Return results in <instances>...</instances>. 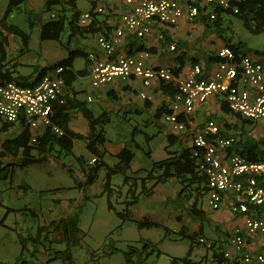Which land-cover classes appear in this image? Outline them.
<instances>
[{
  "label": "crops",
  "instance_id": "obj_1",
  "mask_svg": "<svg viewBox=\"0 0 264 264\" xmlns=\"http://www.w3.org/2000/svg\"><path fill=\"white\" fill-rule=\"evenodd\" d=\"M79 1L80 0H78L76 3L77 10L79 11V13L92 11L97 7H103L106 11L105 14H102L97 18V22L94 27V32L80 34L77 37V41L70 44L67 48L64 45L55 41H42L43 43L48 42L52 44H45V50H41L45 56L44 59L46 60V64L44 66L38 65V67H35L34 69L28 68L33 66H31V64L22 63L20 58L23 54H27L30 51V43L28 44L27 52L22 53L21 50H19L20 38L11 35L8 37L9 42L6 48L7 56L3 65L4 71L9 70L12 73L11 78H13L14 80L11 79L10 81L17 82V80H21L22 83L25 82V84L21 85L29 86L37 83L44 76H41L40 74L42 70L50 69V67H52L53 65L67 59L69 51H79L83 53L84 56L76 58L71 67L65 68L67 71H70L73 74L81 73L80 76H78L72 84L66 85L65 101L67 103L66 113L68 115L67 127L75 133L84 136L89 135L90 123L84 117L82 111L77 108L79 104H82L83 107L91 113L94 119L98 120L96 128L99 130L98 127L101 126L100 130L104 132L105 137L107 138V142L105 143L102 149L103 151H105L103 162L106 165H108L109 167L118 166L120 162L118 159V155L126 148L124 144H120L117 142H114V145H112L106 133V127L112 123V117L120 115L122 113L124 122H129L127 121L129 116L132 119H135V121L131 122L135 126V129L132 133V135L134 136L132 141L137 149H141V146L135 141V137L139 133H144V137L147 143L150 142L149 140L157 137V135L165 134V136L167 137L168 145L171 146V148H166L165 150L168 154V157L170 153H175L179 155L183 150L191 149L193 137L200 133L203 130L205 124L210 120H221L215 121L220 124L222 129H225L228 125H231V123L237 124L238 122H241L240 119H243L241 116L236 115L232 112L230 114L223 112L221 107L222 104L219 100V97L213 96L210 97L205 103L197 105L192 115H186L184 113L183 107H181L179 111L180 120L187 124V131L183 133H174L170 126L164 122V116L172 113L171 108L175 94L172 97L170 96V93L172 91L176 92L174 85H168L161 83L158 80H154L152 81L150 87H145L143 81L137 78H132L131 80L125 82L117 79L108 85L97 88V92H99V100L102 103V108L104 111L102 115L96 117L95 114L89 108H87L85 102L81 100L80 96L81 93L84 92V90L81 89V85H79V83L82 79L90 76V65L86 57L89 52H97L99 54H102L97 44L98 38L102 35L106 37H113L115 31L122 27L121 16L126 13L129 8L124 6L122 0H106L105 5L100 2L101 0H86L90 3V7L88 9L81 8L79 6ZM177 1L180 2L183 6H185L189 2V0ZM54 8H58V6H55ZM206 11L207 9H201L199 17L194 21H191L187 17H185L179 22L177 26L171 28L165 27L155 21L152 25V31L150 32V34L146 35L142 39H138L134 34L127 33L122 39L117 49L118 51H125L131 55H135L139 52H147L149 53V58L146 60V64L148 67L154 69H170L175 75L185 74L189 72L195 65H200L205 73L212 74L217 69L218 63L220 62L219 58L217 57L218 52L223 47H226L228 44L237 45L239 43H242V45L246 47L244 49H241L242 52L244 51V54L246 55L245 57H248L255 62L264 64V56H261L256 52H252V50H247L250 48H248V44L245 38H240L239 41L233 39L234 37H232V35H235V33L229 32L230 30L227 28L226 25L228 20H231V18L229 17L230 15H228L227 12L223 11L216 13V20L218 19L219 23V26H217L216 20H210L209 14ZM242 25L245 31H249L253 36L261 35L255 34L254 32L250 31L245 27L243 23ZM233 30L235 31V29ZM66 35H64V42L67 41L65 40ZM229 35L230 37H232V39L229 38ZM160 36H163V38H160ZM13 40H15V43H13ZM15 45H17V47ZM172 45H175V51H171L170 47ZM79 59L84 60L83 68L75 67L76 62ZM23 66L27 67L28 70L23 69ZM55 71L56 69L50 70L46 72L45 75ZM142 93H145L148 97H151V99L148 100L142 98ZM88 97H91V95H89ZM88 97L87 101H90L88 100ZM94 100L95 98L92 97L91 101ZM160 110L162 112L159 116L158 114ZM79 113L83 114V117L87 120L89 124V132L87 134H83L77 130H74L71 127L72 119L75 117V115H78ZM237 116H239L240 118ZM225 119L233 120L228 122ZM249 122L252 124L247 126L245 125V129H247L249 135H251L257 140L263 139L264 121L260 120L257 122ZM255 125H257V128L250 133V128ZM167 126H169V128ZM26 128L27 126L25 125L24 116H22L17 123L12 125L6 123L0 118V151L1 146L6 140H12L20 137L26 130ZM140 128H142L143 130H139ZM46 129L48 128H46L40 122L37 129H29L31 138L33 136H42L45 133ZM149 129H154V135H148L149 132L147 131ZM227 131L231 136L235 135L236 137H239L238 131H230L227 129L223 130V132ZM115 132L116 131H114L113 133ZM76 142L74 143V147ZM130 149L134 154V158L126 171V175L133 178L144 177L145 173L150 171L149 169L141 168L140 170H137L136 172H140V174L138 175L135 174L136 172L132 173L131 169L136 158V154L134 153L132 148ZM144 153L148 156V158H151L150 150L148 152L145 151ZM74 158L75 161L79 164L80 168L87 170V165L90 164L89 160H86L83 156L77 155H75ZM107 158H109L111 161L108 162ZM12 161L16 165L18 159ZM4 162L12 163L11 160H9L8 158L5 159ZM89 172L87 171V175ZM119 175L123 177L124 181V175L122 173L113 176L111 179L110 193L111 196L115 195L118 201L123 204L127 196L128 187L123 186V181L119 182L118 184L114 183L115 177ZM167 186L168 187H164L163 189L159 188L158 193L160 194V196L159 198L157 197L156 200L153 199L155 194L151 198H143L142 200L144 201V203L147 204L144 207L142 219L144 220L150 218V221H153L159 225L158 227L148 229H163L166 234L165 236H169L170 233H177L183 237V240L188 239L189 246L187 249L184 250L182 254L183 256H172L171 263L173 259L188 258L193 263L218 264L217 256L220 253H225L230 249L229 240L232 232L236 228L243 229L244 227L245 217L235 216L231 212V204L233 201H235L236 196L232 193L227 194L224 198L222 209H220L219 211L206 210L203 206L202 210L205 211L208 216V219L204 222H199L189 217L186 212V210L190 208L189 206L192 202H190L189 204L184 203L182 206L178 207H174L168 204L171 203V201L176 200L179 193L182 191L183 186L180 184V182L176 179H172L168 182ZM157 189L158 187L156 188L155 193ZM74 202L75 199H70L68 203H64V206L70 207L74 205ZM139 203L132 209L140 205ZM53 204L54 206L52 205V203L50 204V206L54 207V211L57 209L60 210V207L63 208L62 202L59 199L54 200ZM1 206L2 218L0 219V221L4 222L3 226H0V248L1 246H3V248L0 249L1 261L15 262L18 259L20 252L22 253V243H25V240L20 237L19 233V230H21L22 227L27 230H33L35 229L34 227H49L50 225L57 223V220H53L51 216L50 218L48 217V215L51 214L53 211V209L48 208V206H46L45 208H35L32 206L23 208L27 210V214H29L33 218L37 219V217L40 216L38 218L39 224H37L36 226H34L29 217L21 218L19 220L16 219V212H11L12 210L10 209L12 208L6 206L3 202L1 203ZM131 215L132 221H134L132 223H134L135 225L139 221H142L133 217V211L131 212ZM171 221L178 222L181 225L180 229L171 230L168 227ZM127 226V222H122L121 225L117 227V233H115L114 235L115 238L111 239L110 241L111 245L114 241H124L123 237L124 235H126V230L128 232H131V230L127 229ZM136 227L139 231H143V229H139L138 226ZM61 229H63V227H61ZM189 237H191V240L189 239ZM199 237H204L209 243L214 245V248L208 249L206 246L199 244L197 242V239ZM137 242H140V240H137ZM159 242L163 243L161 239L159 240ZM149 244L157 245L151 241H149ZM80 245L81 243L78 242L77 246ZM6 249H12V254L9 257L5 256ZM260 249L261 241L259 237L247 238L246 250L248 251V253L255 254L259 252ZM160 252V255L166 253L162 251ZM69 253L72 256L71 261L73 262V249L70 250ZM114 254H117V252L115 249H112L108 256H113ZM160 255L158 256L160 257ZM220 259L223 261V264H244L242 258L236 256L235 254H233V258L231 260L225 259L224 257H220ZM71 261L70 263H72ZM130 262L127 261V264H129Z\"/></svg>",
  "mask_w": 264,
  "mask_h": 264
},
{
  "label": "built area",
  "instance_id": "obj_2",
  "mask_svg": "<svg viewBox=\"0 0 264 264\" xmlns=\"http://www.w3.org/2000/svg\"><path fill=\"white\" fill-rule=\"evenodd\" d=\"M122 1L129 8L121 16L122 27L115 31L113 37L102 35L98 38L97 44L102 54H87L92 88H100L117 79L125 82L132 78L141 79L145 87H150L154 80L173 84L176 92L172 113L164 116V122L174 133L187 131V124L180 120L181 107L186 115H192L197 105L213 96H218L232 113L245 120L264 121L263 63L248 57L238 60L233 50L226 46L218 52L220 62L212 74L205 73L200 65H195L189 72L175 75L170 69L148 67L147 52L131 55L117 49L127 33L134 34L138 39L150 34L155 21L171 28L185 17L194 21L201 9H207L212 21L216 20V9L232 10L237 14L239 9L231 4L234 0H189L185 6L177 0ZM105 13L103 7L80 13L77 26L91 28L97 18ZM51 18L56 19V14H52ZM170 49L175 51V45ZM62 72L63 69L58 68L29 86L4 80L0 75V118L8 124H15L24 116L28 129H37L41 122L46 128H52L62 135L63 131L53 123L55 107L66 104V83ZM141 96L151 99L145 93ZM88 100L91 101L92 97H88ZM223 130L217 121L210 120L192 140L191 149L197 171L206 180V201L212 211H219L227 194L236 196L231 204V212L235 216L245 217L244 227L232 232L230 249L224 253V258L231 260L235 254L242 258L244 264H264V217L254 214L255 207L264 205V161L254 162L242 155L229 153L228 149L237 142L238 137H224L221 134ZM31 142L36 144L37 136H33ZM96 161V158H92L90 164L95 165ZM253 237H259L261 241V249L255 254L246 250L247 238ZM197 242L208 249L213 246L204 237H199Z\"/></svg>",
  "mask_w": 264,
  "mask_h": 264
},
{
  "label": "rangeland",
  "instance_id": "obj_3",
  "mask_svg": "<svg viewBox=\"0 0 264 264\" xmlns=\"http://www.w3.org/2000/svg\"><path fill=\"white\" fill-rule=\"evenodd\" d=\"M9 1L10 0H0V21L4 17ZM105 1L106 0H101L100 2L105 5ZM45 4L46 0H26L9 19L10 24L19 27L30 37V51L20 57L22 63L31 64V66H33L28 68L34 69L38 67V65L44 66L46 60L41 50H45V44H52L42 42L40 38L41 28L42 24L51 19L52 14L59 12L60 8H53L52 11L48 12ZM79 6L88 9L90 3L86 0H80ZM30 13L38 15L39 18L33 16V18L30 19L28 17ZM229 17L231 20H228L226 25L230 30H228L229 32L235 33V35H232L234 40L239 41L240 38H245L248 48H250L252 52L264 51V34L253 36L249 31H245L239 19L234 16ZM30 23H32L33 27H30ZM233 29H235V31ZM232 37L229 35V38L232 39ZM65 40H67V35L65 36ZM13 43H15V40H13ZM19 43L20 50L22 47L21 40ZM15 46L17 47V45ZM75 67L83 68L84 60L79 59ZM22 68L28 70L27 67L23 66ZM79 85H81V89L84 90L80 96L87 108H89L96 117L102 115L104 110L99 100V92H97L98 89H93L91 87V77L89 76L82 79ZM89 95L94 97L95 100L87 101ZM123 119V113L112 117V123L106 127L109 141L112 145H114V142H117L132 148L136 154L131 169L132 173L141 168L151 171L153 168L152 165H154L153 162L155 163V161L163 160L168 157L165 150L166 148H171V146L168 145L167 137L165 134H160L147 143L144 133H139L135 137V141L141 146V149H137L132 142L134 137L132 133L135 126L131 122L135 121V119H132L130 116L127 119L129 122H124ZM225 120L229 122L233 119ZM235 125L240 126L241 124L240 122L237 124L231 123V126ZM71 127L83 134L89 132V124L82 113L75 115L72 119ZM167 127L169 128V126ZM98 128V131H100L101 126ZM256 128L257 125L251 127L249 130L250 133ZM139 130L143 129L140 128ZM114 131L116 132L113 133ZM147 132H149L148 135L150 136H152V134L154 135V129H149ZM149 150L151 151V158H148L144 153ZM75 155L83 156L86 160H89V162L93 158L91 153L87 150L86 142L77 141L72 154L65 155L56 148L52 155L48 157V160L43 164H35L26 168H21L17 164L19 162L18 160L16 166H14L12 178L6 182L0 183V219L2 218L1 203L3 202L6 206L12 208L10 209L12 210L11 212H16V219L19 220L29 217L34 226L39 224L38 218L40 216H38L37 219L33 218L27 214V210L23 208L28 206L45 208L48 206V208L53 209L48 217L50 218L51 216L53 220H57V223L53 224L48 238H46L47 235L44 233L38 243L32 242L31 239L37 237L39 228L34 227L35 229L33 230H27L22 227L19 233L20 237L25 240V249L22 253L20 252L15 262L0 260V264H49L50 261L51 264H65L64 251L67 249V243L64 242V237L72 233L77 234V238L80 239L81 245L69 247V250L73 249L74 255V261L72 263L69 262V264H127L126 254L130 253L132 248H136L138 252L135 253L129 264H171L172 256H183L184 250L189 246L188 239L183 240V237L177 233H170L169 236H165V231L157 228H144L143 231H139L136 227L138 225L132 223L134 221H123L119 218L117 213H123L126 209L125 205L118 201L115 195L111 196V201L115 210H109V191H105L107 170L105 168L101 169L95 183L87 187L85 186L87 171L89 172L94 165H87V170L80 168L79 164L75 161ZM107 161L110 162L111 160L107 158ZM11 162L14 164L12 160ZM147 173H145L144 177L147 176ZM121 181H123V177L119 175L115 177L114 183L118 184ZM167 184L168 183L164 186H158L155 196H152L153 199L156 200L157 197L159 198V188L163 189L164 187H168ZM143 198L144 197L140 198V205L134 209H132L134 206L130 208V211H133V217L138 220H143L142 213L144 212V207L147 205L142 201ZM57 199L61 200L63 208L60 207V210L57 209L54 211L53 201ZM70 199H75L74 205L65 207L64 203H68ZM205 200H207V197L201 199V207L204 206L206 210L212 211L207 201L205 204ZM51 203L53 206H50ZM168 204L174 207L180 206V202H176L175 200ZM148 220H150V218ZM122 222H127V229L131 230V232L126 230V235L123 237L124 241H114L111 245L110 241L115 238L114 235L117 233V227L120 226ZM64 226L67 227L68 232H64L63 229H61V227ZM168 227L171 230H179L181 225L176 221H171ZM160 239L163 243L159 242ZM137 240H140V242H137ZM149 241L157 244L154 246V254H149L151 250L145 249V245L149 244ZM2 248L3 246H1L0 249ZM112 249H115L117 254L108 256ZM160 251L166 253L159 257L157 254L161 253ZM11 254L12 249L5 250V256L9 257Z\"/></svg>",
  "mask_w": 264,
  "mask_h": 264
},
{
  "label": "trees",
  "instance_id": "obj_4",
  "mask_svg": "<svg viewBox=\"0 0 264 264\" xmlns=\"http://www.w3.org/2000/svg\"><path fill=\"white\" fill-rule=\"evenodd\" d=\"M78 0H46V9L48 12L52 11L55 6H58L59 12L56 13V19H49L47 22L42 24L40 38L42 41H55L66 48L77 41V37L83 33L94 32L95 24L88 29H82L77 26V19L80 15L77 10ZM91 1V0H89ZM26 0H10L3 19L0 21V74L2 78L7 80H14L11 78L12 73L9 70L4 71V61L6 59V48L8 46V37L13 35L20 38L22 47L21 52H27L29 44V35L26 34L19 27H16L9 23V19L12 14L18 10ZM232 6L237 7L239 12L235 14L232 10L225 11L222 9H216V12H227L228 15L234 16L239 19L247 29L254 32L255 34L264 33V0H234L232 1ZM201 12V11H200ZM39 18L38 15L33 13L28 14L31 19ZM216 25L219 26L218 19L216 20ZM32 23H30V27ZM33 27V26H32ZM67 34V41L64 42V35ZM227 47L231 48L236 56V59L245 57L244 51L241 49L246 48L239 43L237 45L228 44ZM251 51V49H247ZM246 52V51H245ZM257 54L264 56V51H255ZM84 56L83 53L79 51H69L68 58L53 65L50 69H44L40 72L41 76L45 75L46 72L58 68H63L64 71L61 76L64 78L66 85L72 84L81 73L73 74L67 71L65 68L71 67L74 60L78 57ZM87 59V57H86ZM220 60V59H219ZM179 73V72H177ZM19 84H25L21 80H17ZM27 85V84H26ZM175 91L170 93V96H174ZM222 104V111L230 114L231 111L228 105L224 102ZM82 111L84 117L90 123V133L87 136L75 133L68 129V115L66 113L67 103L64 105H58L55 108V115L53 117V123L56 127L63 131L62 135L55 133L52 128L46 129L42 136H37V143L33 144L31 142V135L28 127L23 132V134L15 139L6 140L1 146L0 151V183L6 182L12 178L15 164L5 163V159L9 160H19L17 163L21 168H26L35 164H43L48 160V157L52 155L53 151L57 148L61 153L65 155L72 154L74 143L76 141H85L87 143V150L91 153L93 158L97 161L95 165L91 168L90 172L86 176L85 186L89 187L95 183L98 178V174L101 169L105 168L107 170L105 190L109 191L108 197V207L110 210H115L111 203V179L113 176L122 173L124 175L123 186L128 187L127 196L123 205L125 209L123 213H117V215L123 221H132V215L130 208L137 205L140 202V198H151L155 194V189L159 185H164L172 179H176L183 186L182 191L179 193L176 202H180V206L184 203L191 205L186 210L189 217L195 221L204 222L208 219L205 211L201 207V199H203L207 194L206 180L197 171L196 161L193 157L192 149H185L181 154L177 155L175 153H170L169 157L165 160L155 162L151 171L147 173L146 177L133 178L126 175V171L134 158V154L130 147L126 148L118 155L119 165L116 167H109L103 162L105 156V151L103 147L107 142V138L102 130L98 131L96 128L98 120L94 119L91 113L79 104L77 107ZM161 110L159 111V116L161 115ZM239 117V116H237ZM240 118V117H239ZM241 126L228 125L225 129L230 131H238L239 137L237 142L228 149L229 153H236L244 156L250 161L259 162L264 161V138L257 140L249 135L245 125H251L247 120L240 119ZM12 125V124H10ZM222 136L230 137L231 135L227 132H221ZM133 142V141H132ZM136 175L140 172H136ZM255 216L264 217V205L255 207ZM66 224V222H64ZM4 222L0 221V226H3ZM139 229L158 227L159 225L148 219H144L137 223ZM53 224L49 227L39 228L37 231V237L32 238V242L38 243L41 239L42 234L46 233V238L51 233V228ZM63 231H67V227H63ZM68 232V231H67ZM67 234V233H65ZM191 240V237H189ZM64 242L67 243V249L64 251V263L67 264L71 261V255L69 253L70 246H77L80 239L77 238L76 233L67 235L64 237ZM23 250L24 248V243ZM154 246L152 244H146L145 249L151 250L149 254H153ZM214 248V245L212 246ZM138 252L136 248H132L130 253H127V261L130 262ZM59 253V252H57ZM160 255V253H158ZM220 257H224V253H220L217 256V263L223 264ZM51 262V261H50ZM49 262V264H51ZM72 262V261H71ZM171 264H200L193 263L188 258L184 259H173Z\"/></svg>",
  "mask_w": 264,
  "mask_h": 264
}]
</instances>
